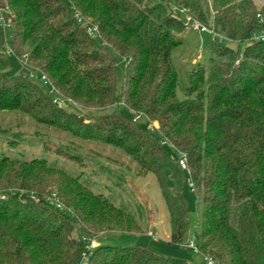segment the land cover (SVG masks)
<instances>
[{
    "label": "trees",
    "instance_id": "trees-1",
    "mask_svg": "<svg viewBox=\"0 0 264 264\" xmlns=\"http://www.w3.org/2000/svg\"><path fill=\"white\" fill-rule=\"evenodd\" d=\"M181 11L215 36L207 65H193L182 86L171 63L186 28ZM81 21L97 28L93 36ZM108 49L125 63L120 93ZM120 106L158 123L157 133ZM79 108L95 113L80 116ZM0 111L123 150L141 176L157 179L172 244L188 239L189 220L181 180L175 190L166 185L165 145L185 152L198 254L264 264V6L256 0H0ZM75 225L82 238L138 231L80 178L45 160L0 158V264H193L140 247L88 252Z\"/></svg>",
    "mask_w": 264,
    "mask_h": 264
},
{
    "label": "rangeland",
    "instance_id": "rangeland-1",
    "mask_svg": "<svg viewBox=\"0 0 264 264\" xmlns=\"http://www.w3.org/2000/svg\"><path fill=\"white\" fill-rule=\"evenodd\" d=\"M256 3L259 7L264 6L262 0H256ZM176 38L181 45L173 49L171 63L180 73L182 86L193 65L197 62L207 65L210 44L215 36L185 28ZM222 44L235 50L239 48L236 43L230 41H224ZM242 49L243 46L240 47V50ZM108 54L117 64V89L120 93L125 63L112 49H108ZM13 65L14 68H19L16 61H13ZM19 69L20 72L24 71L22 68ZM35 83L40 85V82ZM178 96L181 97V88L178 90ZM118 111L128 119L134 117L125 106H120ZM74 112L80 116L95 113L82 108ZM90 121L86 120L85 124H89ZM136 125L144 132L157 133L155 125L144 116ZM165 147L170 155L167 159L166 185L169 190H175L178 187L177 181L181 180L180 194L188 209L189 235L183 244L171 243L169 215L157 179L152 174L141 176L140 166L123 150L83 139L52 125L39 123L22 112L0 111V158L22 161L45 160L50 166L63 170L74 178H80L92 192L103 195L116 207L132 216L138 228L137 232L95 236L94 248L98 245L140 247L165 258L207 264L206 257L183 247L189 242H195L197 196L188 186L189 173L182 171L177 165L178 154L173 152L168 144ZM54 197L53 194L49 199ZM83 235L80 227L75 225L74 236L81 239Z\"/></svg>",
    "mask_w": 264,
    "mask_h": 264
},
{
    "label": "built area",
    "instance_id": "built-area-1",
    "mask_svg": "<svg viewBox=\"0 0 264 264\" xmlns=\"http://www.w3.org/2000/svg\"><path fill=\"white\" fill-rule=\"evenodd\" d=\"M181 13L183 14V22H184V25L186 28L188 29H191L195 32H198V33H211L213 34V32L208 29L207 27L203 26L202 24L194 21L193 19H191V17L185 15V12L184 11H181ZM82 27L86 29L87 33L91 36L94 35V32L96 31V27H93L91 28L90 26H88V23L86 22H82ZM31 77L34 78V75H32ZM43 80H45L43 77H42ZM57 104L59 106H61V102L60 101H57ZM134 117H133V121L134 122H138V120L142 117V114H133ZM165 145V143H163ZM178 154V162H177V165L178 167L182 170V171H186V172H189L188 170V164H187V154L185 152H177ZM188 186L191 190H194V185L192 183V181L190 180L188 182ZM52 202L56 203V207L57 208H61V204L55 200V199H50ZM94 238H86V237H83L82 240L86 243V250L89 252L91 251L94 246H95V241L93 240ZM184 248H188V249H192L194 250L196 253H198V250H197V247H196V243L193 242H189L187 243L186 245H183ZM206 262L207 264H216L215 260L212 259L211 257H206Z\"/></svg>",
    "mask_w": 264,
    "mask_h": 264
},
{
    "label": "crops",
    "instance_id": "crops-1",
    "mask_svg": "<svg viewBox=\"0 0 264 264\" xmlns=\"http://www.w3.org/2000/svg\"><path fill=\"white\" fill-rule=\"evenodd\" d=\"M153 124L155 125L156 128H158L159 124L156 122H153Z\"/></svg>",
    "mask_w": 264,
    "mask_h": 264
}]
</instances>
